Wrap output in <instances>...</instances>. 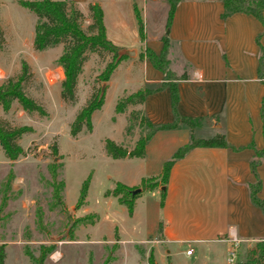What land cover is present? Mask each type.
<instances>
[{"label":"rangeland","instance_id":"374dc122","mask_svg":"<svg viewBox=\"0 0 264 264\" xmlns=\"http://www.w3.org/2000/svg\"><path fill=\"white\" fill-rule=\"evenodd\" d=\"M13 1L0 0L3 36L0 84L7 78L17 77L24 63L27 77L22 84L23 92L42 105L46 116L26 114L15 102L10 103L7 111L0 107V125L10 129L31 128L30 133L16 141L22 149L16 160H7L0 148L3 264H152L151 247L154 248L155 264H171L173 258L165 255L167 248L153 245L159 236L160 195L145 186L158 183V179L145 178L153 176L156 162L148 160L144 165L139 159L113 160L106 156L103 148L104 140L108 139L130 151L146 132L144 126L138 124L140 114H133L138 107L114 112L117 101L136 91L147 90L137 82V69L126 68L130 63H138L144 50L133 51L132 57L122 59L105 83L99 75L111 56L104 52L87 54L76 80L75 102L65 103L59 97L63 74L56 64L63 46L60 44L44 52L34 51L35 18ZM114 1L125 27L116 42L119 46H130L137 37L133 9L137 7L140 13L141 4L137 2L139 0ZM164 9L161 6L155 13L151 9L141 11L140 19L147 39H151L153 32H161L162 37L165 35L167 7ZM82 15V29L87 33V10ZM122 50L128 49L121 48L118 52ZM102 86L103 105L91 115V132L82 131L72 138L69 126L76 112ZM145 99L144 116L146 109L154 110L164 103L162 96ZM132 116L135 120L127 121ZM126 127L127 134L124 132ZM197 132L198 136L205 134L202 130ZM116 185L139 190L132 200V215L118 202L123 193L119 196L110 194ZM81 188H85L83 198ZM130 240H143L144 243L133 244Z\"/></svg>","mask_w":264,"mask_h":264},{"label":"crops","instance_id":"0c3cea01","mask_svg":"<svg viewBox=\"0 0 264 264\" xmlns=\"http://www.w3.org/2000/svg\"><path fill=\"white\" fill-rule=\"evenodd\" d=\"M72 1L82 14L88 4L96 3L100 7L105 37L118 49L134 52L148 49L156 55L162 49L161 32H153L151 39H147L143 24L142 39L137 28L132 45L117 44L116 39L125 27L114 0ZM137 2L142 7L140 13L148 9L155 13L161 6L163 10L166 6L168 11L167 0ZM135 9L139 13V9ZM221 12L220 0H175L170 24L166 28L165 19L163 29H167L164 36L169 69L175 75L185 73L187 76L186 80L176 82L177 114L199 118L198 126L192 131L193 138L223 135L234 148L242 147L236 152L228 148H192L173 163L165 186L152 188L159 195L164 191L163 199L159 197V236L153 245L167 248L165 255L173 258L171 264H227V254L233 249L235 262H242L252 244L264 240V218L250 203L248 191V184L254 183L249 163L255 151L264 150L259 115L264 81L257 75L260 56L264 64V30L250 15L237 13L222 20ZM131 67L137 69V82L143 89L151 91L161 85L162 74L154 70L145 57L126 68ZM149 96H162L164 103L154 110L146 109V119L152 124L171 123L173 116L167 88L145 98ZM183 127L158 131L146 141L143 158L139 160L144 165L148 160L155 161L156 167L153 176L145 179L156 181L162 164L176 149L188 143L190 132ZM198 130L205 134L198 136ZM248 144L252 147H247ZM260 161L256 168L260 181L258 197L264 199V153ZM133 212L132 208L129 215ZM130 242L144 243L143 240ZM151 248L150 256L155 264L154 248ZM188 249L191 250L189 255L186 254Z\"/></svg>","mask_w":264,"mask_h":264},{"label":"trees","instance_id":"16d2710c","mask_svg":"<svg viewBox=\"0 0 264 264\" xmlns=\"http://www.w3.org/2000/svg\"><path fill=\"white\" fill-rule=\"evenodd\" d=\"M167 2L166 28H168L172 18L175 0H167ZM220 2L222 4L220 19L224 20L237 13L250 15L262 24L264 30V23L262 22L264 0H220ZM16 4L20 8L33 14L35 18L32 32V49L34 51L44 52L60 44L63 46L62 53L56 59V64L61 68L63 74V79L60 82L59 97L65 103L72 104L75 102L76 80L87 54L104 52L111 56L110 61L105 65L103 71L99 75L102 83L109 80V77L113 74L119 62L126 57L122 56L117 59L118 48L112 45L105 37V29L102 23V11L96 3L88 4L86 7L89 20V24L86 26L87 33L82 29L83 15L72 0H17ZM134 16L138 28V36L142 39V22L135 8ZM161 42L162 49L157 55L148 49L144 50V55L143 53L139 55V59L145 57L152 68L162 74L163 80L161 85L151 91L143 90L129 94L122 100L117 101L114 107V112L116 114L122 113L126 107H138L139 109L136 113L133 112V114H140L138 124L144 126L146 131L144 136L135 142L134 147L130 151H127L108 139L103 142L104 152L110 159H141L144 155V145L146 141L156 132L174 130L180 126L186 127L190 132L188 143L176 149L170 158L162 164L158 183L153 182L145 185L146 188L151 189L157 185L161 187L165 186L169 170L173 163L181 159L192 148H228L234 152L242 149V147L234 148L228 144L223 135H215L209 139L196 140L193 138L192 131L198 126L199 118L179 116L176 111L178 103L176 82L186 80L187 76L184 73L175 75L169 69V61L166 58L167 38L165 36L162 37ZM2 43L3 36L0 30V48ZM256 43H258V38H256ZM257 75L260 80L264 81V64L262 63L261 56L257 66ZM26 77L27 66L22 63L21 72L17 77L7 78L0 84V107L3 111H7L10 103L15 102L24 113L36 114L40 117H44L46 116V111L42 105L26 96L23 92L22 84L26 80ZM161 88H167L168 90L173 121L166 124H152L143 115L141 107L147 95L155 93ZM103 100L104 90L101 93L100 89H97L95 93L92 94L91 99L76 112L69 126V135L72 138L82 133V131L87 133L91 132V115L93 112L101 109ZM259 115L263 125L262 133L264 138V96L260 101ZM133 119L135 120V116L128 118L127 121ZM127 131L128 128L126 127L124 132L127 134ZM30 132L31 128L26 126L10 129L0 125V148L7 160L14 161L22 154V149L16 141L23 134ZM247 147H252V144H248ZM263 153V149L261 151H255L254 158L249 163L250 173L254 176V183L248 184V191L250 203L260 211L264 218V199L258 197L260 181L256 175V168L261 162L260 159ZM132 190L133 189L123 185H116L115 189L110 192L112 196H119L123 193L118 197V202L126 208L128 214L132 211V200L134 198V195H131ZM84 192L85 188H81L80 196L82 198ZM160 196L162 200L164 197L163 190L160 192ZM3 259V245H0V264H3ZM41 260L42 259L39 261ZM235 264H264V240L256 242L254 249L247 252L244 262H237Z\"/></svg>","mask_w":264,"mask_h":264},{"label":"water","instance_id":"95a60500","mask_svg":"<svg viewBox=\"0 0 264 264\" xmlns=\"http://www.w3.org/2000/svg\"><path fill=\"white\" fill-rule=\"evenodd\" d=\"M166 34L167 33H165V36H166ZM134 55V52L133 51H129V50H122V51H119L118 53H117V59H119L120 57H122V56H126V57H132ZM103 86L101 87V90H100V92L102 93L103 92ZM139 192V190H134V191H132V193H131V195H134V194H136V193H138Z\"/></svg>","mask_w":264,"mask_h":264},{"label":"built area","instance_id":"2783aa9c","mask_svg":"<svg viewBox=\"0 0 264 264\" xmlns=\"http://www.w3.org/2000/svg\"><path fill=\"white\" fill-rule=\"evenodd\" d=\"M158 243V242H156ZM191 252V250H187L186 251V254L189 255ZM235 258H236V255H235V251L234 249L229 251L228 254H227V257H226V263L227 264H235Z\"/></svg>","mask_w":264,"mask_h":264}]
</instances>
